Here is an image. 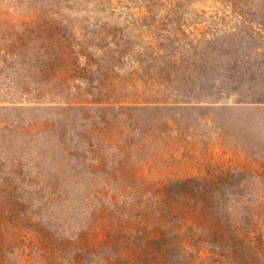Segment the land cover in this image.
Segmentation results:
<instances>
[{
	"label": "rangeland",
	"instance_id": "rangeland-1",
	"mask_svg": "<svg viewBox=\"0 0 264 264\" xmlns=\"http://www.w3.org/2000/svg\"><path fill=\"white\" fill-rule=\"evenodd\" d=\"M241 72L262 89L264 0H0V264H237L264 240Z\"/></svg>",
	"mask_w": 264,
	"mask_h": 264
},
{
	"label": "trees",
	"instance_id": "trees-1",
	"mask_svg": "<svg viewBox=\"0 0 264 264\" xmlns=\"http://www.w3.org/2000/svg\"><path fill=\"white\" fill-rule=\"evenodd\" d=\"M44 53L47 55L54 56L55 49L50 45L49 48L44 49ZM239 60L235 62L237 64ZM234 65L231 68H236ZM246 73L248 70H245ZM245 73H240L238 76L228 75V78L232 79L231 83L226 87L227 90L238 94V102H249V103H264V86L262 89L253 88L251 78H243ZM68 89V88H67ZM230 92V93H231ZM47 91L41 92L39 95L44 96ZM62 93V92H61ZM229 93V94H230ZM67 105L63 107L65 109H83L85 108L82 101L79 100H67ZM72 103H79V105H71ZM232 245L239 251V256L236 258L237 264H264V258H261L259 254L264 252V240L261 239L259 242H253L252 239L246 235H241L239 232H234L230 236Z\"/></svg>",
	"mask_w": 264,
	"mask_h": 264
}]
</instances>
